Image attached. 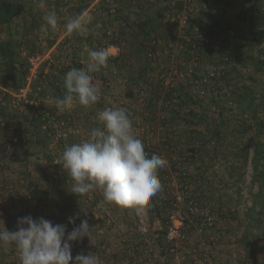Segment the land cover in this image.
<instances>
[{
	"label": "rangeland",
	"instance_id": "1",
	"mask_svg": "<svg viewBox=\"0 0 264 264\" xmlns=\"http://www.w3.org/2000/svg\"><path fill=\"white\" fill-rule=\"evenodd\" d=\"M0 8V230L32 216L70 232L72 217L93 233V244L70 242L73 259L264 264V0H0ZM52 11L58 26L44 34ZM82 13L83 34L69 35L64 25ZM100 49L107 64L90 73L100 99L60 112L65 73L86 69L85 53ZM33 56L42 57L35 77ZM113 107L127 111L149 158L167 160L161 190L139 212L105 201L101 189L71 193L62 166L65 147L102 129L98 113ZM0 264H20L13 244L0 245Z\"/></svg>",
	"mask_w": 264,
	"mask_h": 264
},
{
	"label": "clouds",
	"instance_id": "2",
	"mask_svg": "<svg viewBox=\"0 0 264 264\" xmlns=\"http://www.w3.org/2000/svg\"><path fill=\"white\" fill-rule=\"evenodd\" d=\"M86 13L70 18L64 25L69 35L83 34ZM41 32L48 33L49 26L55 30L58 17L55 11L44 16ZM87 68H71L63 77L66 89L64 98L56 100V107L64 112L78 101L82 106L95 104L100 99L97 86L90 73L106 66L107 49L88 50ZM103 128H93L90 138L66 146L63 168L72 178L71 193L83 196L101 189L105 201L123 208H135L137 212L149 206L150 200L162 188L158 170L165 167L167 160L145 152L143 141L133 132V122L122 107L105 108L98 113ZM69 232L65 224L32 216L18 218L17 230H0V245L13 244L20 257V264H101L94 253L77 255L73 259L70 242L82 241L87 237L93 244V233L87 220Z\"/></svg>",
	"mask_w": 264,
	"mask_h": 264
},
{
	"label": "built area",
	"instance_id": "3",
	"mask_svg": "<svg viewBox=\"0 0 264 264\" xmlns=\"http://www.w3.org/2000/svg\"><path fill=\"white\" fill-rule=\"evenodd\" d=\"M41 59L42 57L41 56H33V57H30L28 59V62H29V65H30V70L32 71L31 73V77H35L37 75V71L34 69L36 68L38 65H40L41 63ZM182 195V194H181ZM181 195H176L175 199L176 201H181L182 199V196ZM174 220V216H172V221ZM179 229L177 227H170L169 228V232H168V236L171 237V238H174V236L177 234V231Z\"/></svg>",
	"mask_w": 264,
	"mask_h": 264
},
{
	"label": "trees",
	"instance_id": "4",
	"mask_svg": "<svg viewBox=\"0 0 264 264\" xmlns=\"http://www.w3.org/2000/svg\"><path fill=\"white\" fill-rule=\"evenodd\" d=\"M17 12L19 13V10H16V14ZM6 15V11H3L1 8H0V18L3 19Z\"/></svg>",
	"mask_w": 264,
	"mask_h": 264
},
{
	"label": "water",
	"instance_id": "5",
	"mask_svg": "<svg viewBox=\"0 0 264 264\" xmlns=\"http://www.w3.org/2000/svg\"><path fill=\"white\" fill-rule=\"evenodd\" d=\"M89 59L88 53H85L84 60L87 61Z\"/></svg>",
	"mask_w": 264,
	"mask_h": 264
}]
</instances>
